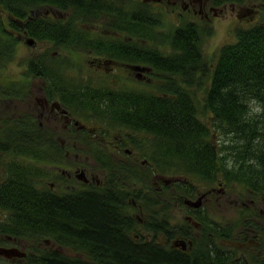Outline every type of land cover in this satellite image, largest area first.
<instances>
[{"label": "flooded vegetation", "instance_id": "flooded-vegetation-1", "mask_svg": "<svg viewBox=\"0 0 264 264\" xmlns=\"http://www.w3.org/2000/svg\"><path fill=\"white\" fill-rule=\"evenodd\" d=\"M83 2L92 11H83L77 22L87 37L127 45L125 51L114 52L113 56L82 46L90 67L116 71L115 82L103 86H138L145 95L165 97L160 101L162 108L168 103L177 107L182 104V99L161 88L174 85L168 84L171 74L160 57H173L179 52L171 46L168 36L128 34L119 29L121 23L127 24L119 10L128 13L130 26L135 23L136 10L159 13L163 23L157 25V30L167 28V15L178 18L175 25L190 22L202 29L210 28L215 15L228 10L235 17L248 16L252 24L264 23V0H224L218 4L214 0ZM31 10L37 19L64 21L71 16L68 7L56 2L38 3ZM0 13L6 24L13 18L3 7ZM183 14L193 18L187 19ZM15 23L16 27L10 28L18 41L14 56L23 45L30 47L31 52L17 76L4 72L14 56L0 66V264H42L44 253L53 254L56 250L77 254L73 247L51 236L25 234L18 209L23 208L24 200H44L48 195H25L24 184L32 186L33 191H48L51 202L54 197L67 198L77 190L117 186L129 191L120 199L126 209L122 231L132 243L192 255L198 249L208 250L223 256V264H264V189H253L241 180L225 179L222 174L196 183L192 173L183 171L179 159L177 165L160 170L150 158L155 148L150 130L132 128L118 119L111 125L119 128L116 131L89 125V120L100 118H85L71 108L72 86L66 81L49 82L58 69L53 64L54 57L61 59L66 52L60 46H52L51 40L28 35L22 20L15 19ZM134 48L139 51L135 53ZM72 70L66 67L64 74L67 76ZM176 77L184 85L181 76ZM192 86V103L200 107L201 86L197 81ZM81 133L96 139L100 146L93 150L77 142ZM163 152L173 150L165 148ZM139 182L144 187L136 191ZM54 209L51 205L53 212ZM81 255L85 261L91 259L86 252ZM100 259L97 258L98 263Z\"/></svg>", "mask_w": 264, "mask_h": 264}, {"label": "trees", "instance_id": "trees-1", "mask_svg": "<svg viewBox=\"0 0 264 264\" xmlns=\"http://www.w3.org/2000/svg\"><path fill=\"white\" fill-rule=\"evenodd\" d=\"M222 1L214 0V3ZM48 2L68 7L70 18L64 21L34 18L32 7ZM0 7L13 17L6 24L0 13V66L14 56L18 41L10 28L16 27L15 19H20L28 35L51 40L52 46H60L66 52L61 59L54 57L53 64L59 70L54 73L55 77L50 76L49 82L66 81L72 86L70 104L75 112L85 118L106 120L109 125L116 124L118 119L132 128L150 130L155 147L150 158L160 170L177 165L179 159L185 172L205 180L222 174L225 179L234 178L253 189H264V23L236 27L235 40L221 45L210 65L201 52L204 29L196 23L181 22L168 30H157V25L163 23L161 15L157 12L148 14L142 9L136 10L135 23L130 26L128 13L119 10L121 18L127 20V24L121 23L119 29L128 34L168 36L171 46L179 52L173 57H160L166 61V69L171 74H168L167 82L174 85L161 88L172 92L174 98L182 99V104L177 107L168 103L162 108L160 101L165 97L145 95L138 86L120 88L103 86L108 84L103 82L92 86L90 80L71 81L70 75L78 72L74 68L79 66L74 55L80 53L82 46L109 56L125 51L127 47L121 41L86 36L77 20L81 19L83 11L90 13L92 9L85 7L83 0H0ZM138 51L134 48L135 53ZM149 51L156 52L157 49ZM69 66L73 70L66 76L65 68ZM39 70L42 71V66ZM203 75L208 76L209 83L205 86L203 102L196 107L192 103L191 92L195 87L192 83L197 81L200 86ZM176 76H181L184 85ZM251 101L257 103L258 110H252ZM199 109L205 118L199 114ZM215 136L217 141L213 139ZM165 148L173 152L164 153ZM137 184L140 186H136V191L144 187L141 182ZM32 188L24 184L23 193L50 195L48 191L38 192ZM128 193V190L112 185L77 190L69 193L67 198L54 197V202L48 196L39 201L24 200L23 208L18 212L22 213L25 234L51 236L70 245L77 253L45 252L42 264L224 263L223 256L208 250L198 249L192 255L163 251L157 245L132 243L122 231L126 224V209L120 198ZM51 205L55 207L54 212ZM82 252L89 254L91 259L85 261ZM99 257L101 263L97 262Z\"/></svg>", "mask_w": 264, "mask_h": 264}, {"label": "rangeland", "instance_id": "rangeland-1", "mask_svg": "<svg viewBox=\"0 0 264 264\" xmlns=\"http://www.w3.org/2000/svg\"><path fill=\"white\" fill-rule=\"evenodd\" d=\"M245 1H248L247 3H250L255 0H245ZM183 16L187 19L193 18L186 14H183ZM196 17H194V19H196ZM177 21H178V18L167 15V18L166 19L164 18V22L165 23L167 22V25H168L165 30H168L169 28H172L173 26H175V23H177ZM251 24L252 22L250 19H248V16L242 15L241 17H235L233 14H231L229 10L225 11L224 14L215 15V17L213 18L212 26L210 28H204V32L201 37L200 46H201V52L204 58L211 65L216 59L220 46L225 43L232 42L235 40V28L239 26H249ZM29 48L30 47L28 46L25 47L24 45L19 46L17 48L15 56L6 66L4 72L8 73V75H11V76L19 75L18 73L23 67L22 62H24L29 57L27 55L31 52ZM52 49H54V47H51L50 50L52 51ZM82 51L84 50L82 49L81 52ZM74 57H75L74 60L78 61L77 63L79 64V66L76 65V67L78 68L75 69V70H78V72H73L70 75L71 81L76 82V83H81V82L83 83V82H87V80H90L91 83L103 82V83H108V84L115 82L116 71L115 72H106V71L99 72V71H95L92 68H89L90 66L88 64V60L86 59L88 57V54H86L85 52L77 53L76 55H74ZM196 75L198 76L199 72H197ZM200 80H202L201 81L202 84L200 85L201 87H198L199 99L204 100L202 95L204 91L203 89L209 83L208 76L205 77L203 75L200 78ZM128 87L133 88L136 86H128ZM251 104H252L253 111L258 110L256 102L251 101ZM199 112H200L199 114L202 116L203 113L201 109H199ZM202 117L205 118V116H202ZM88 124L92 126H96L100 130H102L103 128L110 129L111 131L119 130V128L115 126L111 127V125H109L108 123H103L101 122V120H98V121L89 120ZM213 139H216V136ZM78 141H80L81 142L80 144H82L83 146L88 147L93 150H95V148L100 146L97 140L90 137L88 134L83 135L81 133L79 137H77V142ZM176 169H179V168H176ZM185 173H189V172H185ZM191 175L194 176L192 178L193 181H195L196 183H202L203 181L202 179L204 178L194 173H192Z\"/></svg>", "mask_w": 264, "mask_h": 264}]
</instances>
